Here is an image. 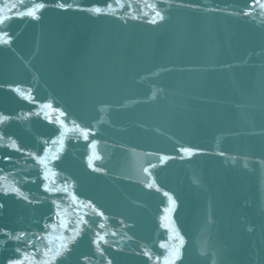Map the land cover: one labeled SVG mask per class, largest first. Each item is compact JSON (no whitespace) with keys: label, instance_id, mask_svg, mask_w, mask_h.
Listing matches in <instances>:
<instances>
[{"label":"water","instance_id":"95a60500","mask_svg":"<svg viewBox=\"0 0 264 264\" xmlns=\"http://www.w3.org/2000/svg\"><path fill=\"white\" fill-rule=\"evenodd\" d=\"M262 4L0 0V264H264Z\"/></svg>","mask_w":264,"mask_h":264},{"label":"snow or ice","instance_id":"6c2138e0","mask_svg":"<svg viewBox=\"0 0 264 264\" xmlns=\"http://www.w3.org/2000/svg\"><path fill=\"white\" fill-rule=\"evenodd\" d=\"M46 6L47 5L45 3H40L39 6H38L37 11L43 10ZM59 6L61 8H65V4H63V3H61ZM261 6L264 7V4H262ZM149 7H153V6L152 5H149ZM96 11H97V13H99V11H100L99 8H97ZM20 15L22 17L24 15V13H21ZM27 15H29L32 19H37L38 20L40 18V16L38 14H36V13H31L30 12V13H27ZM155 16L158 17L160 21H162L165 18L163 15H161V12L160 11H155ZM2 22L3 21H0V23H2ZM151 22L153 24H155V23H157V19H153ZM10 42H11V37H9L8 40H4L3 39V36L0 35V43H10ZM61 115H64V113L62 112ZM84 139L85 140L88 139V132H87V130H85ZM93 143H95V140H93ZM177 151H179V152H187V153H190V154L193 153V149H191V148H180ZM199 151L200 150H196V152H199ZM220 155H224V153L221 152ZM164 159H167V158H164ZM88 166L90 168H93L94 171H99L100 170V169H96L93 166V164H92L91 161H89V165ZM145 171H147V169H145ZM44 187H45V190L51 191V190L47 189V186L46 185ZM148 187H151V185L149 184ZM65 191H67V189H65ZM166 195H167V193H166ZM89 203H91V202H89ZM98 215L103 216L104 214L102 212H99ZM84 223L87 224L88 221H84ZM45 227H47V226H45ZM78 235H79V233H78ZM10 238L11 239H15V240L24 239L26 241V243H28L29 245H31V241L28 240L24 236L23 233H21L19 236H11ZM181 239H182V237H181ZM100 241H104L105 243L107 242V241L104 240V236L103 235H98V239L97 240H94L93 243H95L99 247ZM19 251L20 250L17 249V252L18 253H19ZM65 251H68V249L66 248ZM38 254H39L38 252H35L34 253V255H38ZM145 255H148V253H145ZM53 259H55V258H53ZM8 264H22V261L21 260L10 259L8 261ZM43 264H49V262L48 261H44ZM109 264H111V262H109Z\"/></svg>","mask_w":264,"mask_h":264}]
</instances>
